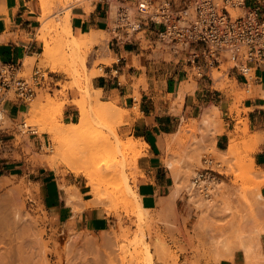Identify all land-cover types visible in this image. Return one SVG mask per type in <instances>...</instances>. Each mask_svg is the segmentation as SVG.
<instances>
[{
	"label": "rangeland",
	"instance_id": "374dc122",
	"mask_svg": "<svg viewBox=\"0 0 264 264\" xmlns=\"http://www.w3.org/2000/svg\"><path fill=\"white\" fill-rule=\"evenodd\" d=\"M69 5H73V0L67 5L58 0H44L38 18L42 29L40 33L37 31V40L42 42V47L47 43L50 53L47 57L34 56L32 60L33 63L38 60V67L50 73H62L69 82L55 84L58 90L50 94H39L28 104L23 117L6 116V123L0 122V206L3 208H0V222H3L0 223V254L3 251L6 255L15 239L25 238L24 253L28 251L25 255L32 256L29 264L43 263L39 260L43 253L41 257L48 264H180L181 253L191 256L182 264H264V207L261 206L264 170L254 163L252 155L259 140L249 133L246 121L237 118L234 129L228 132V138H236L234 154L228 159L213 144V137L223 131L219 127L220 119L214 123L216 126L198 127L202 109L193 112V118L180 120L173 132L180 128V134L168 136L164 164L172 161L184 183L192 180V172H203L201 179L206 182L197 183L199 187L192 196L185 189L180 192L177 213L185 223L186 238L180 243L174 237L179 232L177 221L161 222L140 203L136 186L143 174L138 168V159L146 146L120 134L118 129L124 124L123 118L101 113L100 105L90 98L95 93L92 79L101 75L97 67L111 62L100 57L105 54L101 51L109 35L105 27H100L97 30L101 31L98 34L101 42L71 51L67 45L70 36L62 35L54 22L55 16H63L66 10L63 8ZM83 9L86 14L92 10L87 4ZM153 53L165 73L174 75L183 69L171 48L157 45ZM33 63L26 61V72ZM229 66L223 64L220 70H212L211 78L214 89L232 91L230 111H236L239 116L238 107L245 91L239 90L236 81L228 78ZM184 70L186 76L182 82L192 93L196 87L194 72ZM68 90L75 93L70 102ZM134 97L137 104V92ZM66 103L74 105L77 111L69 118L63 114ZM79 105L88 113L87 123L80 131L71 130L69 124L78 121ZM22 121L28 127L25 132L20 127ZM48 174L58 185L61 208L49 209L44 203L42 183L49 179L43 177ZM71 195H76L75 200ZM198 201L202 203L200 206H196ZM94 207H101L115 224L94 233L81 219L85 209ZM160 227L164 228L165 235ZM10 237L14 240L8 242ZM36 239L40 244L43 241V245H37ZM12 246L13 253L8 252L7 257L11 253L9 259L16 264L19 262L18 251L14 249L17 243Z\"/></svg>",
	"mask_w": 264,
	"mask_h": 264
},
{
	"label": "crops",
	"instance_id": "0c3cea01",
	"mask_svg": "<svg viewBox=\"0 0 264 264\" xmlns=\"http://www.w3.org/2000/svg\"><path fill=\"white\" fill-rule=\"evenodd\" d=\"M250 1L252 4H260L264 13V0ZM40 13L38 0H0V62L25 66L28 58L42 54V42L37 40ZM69 24L70 34L75 39L92 31L101 32L97 30L100 27L106 29L105 17L97 7L96 11L88 14L82 8H73ZM106 45V51H101L105 54L100 57L110 59L111 62L97 67L98 70L102 68V71L100 70L101 75L92 79V88L98 91L100 101L112 103L126 112L123 115L124 124L119 127L118 132L127 135L128 138L139 140L146 146L138 159V168L143 178L138 179L136 186L142 207L154 212L161 222L176 220L179 232L175 233L174 237L180 243L184 242L185 223L177 213L180 195L175 199V205H171L172 202L168 200L173 182L171 172L164 164L163 144H166L169 135L174 134L181 119L193 118V112L198 109L207 111L215 108L222 123H219V127L223 129L213 137L215 149L219 151L226 149L228 132L234 129L237 118H240L246 121L252 137L256 136L259 140L252 157L255 165L264 170V66L254 71V79L249 84H245L235 74L228 73V78L236 81L239 90L245 91L238 107L240 114L237 116L236 111H230L232 91L214 89L211 77L199 79L193 76L196 87L190 93L189 87L182 82L183 76H186L184 69L188 68L184 63L181 72L172 75L163 71L162 64L156 60L153 53L154 48L147 47L143 42L118 48L107 43ZM37 64L38 60H35L33 65ZM50 74L54 85L52 90H58L55 86L57 83L69 82L62 73ZM135 92L139 95L137 104ZM66 95L70 102L75 93L68 90ZM27 107L28 105L10 102L5 104L3 110L9 118L16 119L23 117ZM76 112V107L72 104L66 103L63 108V114L67 118ZM45 171L47 173V170ZM49 175L43 176L49 177L42 183L44 203L49 209L61 208L62 197L58 185ZM81 219L88 228L94 230V233L108 230L111 223L115 224L101 207L85 209ZM160 230L166 234L163 227H160ZM190 258L188 253L179 254L180 264Z\"/></svg>",
	"mask_w": 264,
	"mask_h": 264
},
{
	"label": "built area",
	"instance_id": "2783aa9c",
	"mask_svg": "<svg viewBox=\"0 0 264 264\" xmlns=\"http://www.w3.org/2000/svg\"><path fill=\"white\" fill-rule=\"evenodd\" d=\"M85 3L105 17L111 47L165 45L196 78L229 64L228 73L249 84L264 66V13L250 0H73L72 9ZM52 87L50 72L38 64L26 72L23 64L0 62V110L10 102L28 105ZM20 127L28 129L23 121Z\"/></svg>",
	"mask_w": 264,
	"mask_h": 264
},
{
	"label": "bare ground",
	"instance_id": "6f19581e",
	"mask_svg": "<svg viewBox=\"0 0 264 264\" xmlns=\"http://www.w3.org/2000/svg\"><path fill=\"white\" fill-rule=\"evenodd\" d=\"M55 1V0H54ZM61 4H68L69 3V0H58ZM43 2H44V0H39V3H40V6H42V4H43ZM87 3H85V4H83V5H86ZM89 4H87V7H90V5L88 6ZM83 7V6H82ZM63 9H66L64 12V14H63V16H59V17H57V16H55V21L54 22H56L57 23V26L59 25V29L61 28V30H60V33L62 34V35H64V34H68V36H70V38H71V40L69 41V43H67V45H68V47L71 49V51L73 50V48H75L77 51L78 50H80V49H82V48H85V47H87V46H90V45H92V44H98L99 42H101V40L99 41L98 39H99V37H98V34H99V36H100V33L97 31H92V32H90L89 34H86V35H83V39H75V38H73L72 36H71V34H70V24H69V19H70V17H71V10H72V5H69L68 7H66V8H63ZM62 9V10H63ZM48 10V9H47ZM48 13V12H47ZM50 13V12H49ZM109 14H110V18L112 19L113 18V16H114V11H113V9H111L110 10V12H109ZM46 16V15H45ZM50 16V15H49ZM48 16V17H49ZM43 18V17H42ZM46 18V17H45ZM44 21H45V19H44ZM55 23V24H56ZM48 23L46 22V25H47ZM43 26V25H42ZM44 28V27H43ZM41 27L40 28H38V33H40L41 32ZM43 31V30H42ZM44 34V33H43ZM40 38H42L43 39V35H41L40 36ZM102 50H104V51H106V43H104V46H103V48H102ZM49 47H48V44L47 43H44L43 44V52H42V54H40L41 56H44V57H47L48 55H49ZM73 53H76V52H73ZM33 58L31 57L30 59L28 58L27 59V61H30L31 63H33ZM56 70V69H55ZM92 90V89H91ZM93 91V90H92ZM94 94H91V96H90V98L91 99H93V101H95L96 103H98L99 105H100V111H101V113L103 112V113H105L106 115H108V116H112L113 118H123V115L125 114L124 112L125 111H123L121 108H119V107H117V106H115V105H113L112 103H104V102H102V101H100L99 100V93H98V91H96V90H94ZM37 103V102H36ZM38 105V104H37ZM36 107H38V106H36ZM77 108H78V110H79V116H78V121H77V123L76 124H69V126L71 127L70 129L72 130V128H74V129H76L77 131H80V130H82L83 129V127H85V125H86V123H87V116H88V113H87V111L85 110V108L83 107V106H81V105H79V106H77ZM38 109V108H37ZM55 110V109H54ZM53 110V111H54ZM58 111V110H57ZM60 111V110H59ZM58 111V112H59ZM99 111V112H100ZM31 112H33V111H30V113ZM52 112V111H51ZM6 113L3 111V110H0V122L2 123V124H4V123H6ZM218 118H219V115H218V111L215 109V108H212V109H210V110H207V111H204L203 113H202V115H201V117H200V120H199V128L201 129V128H206V127H208V126H211V125H213L216 121H218ZM215 126H216V124H214ZM203 128V129H204ZM181 129H183L182 127H181ZM180 132V128L178 129V131L177 132H175L174 134H172L171 136H175L176 137V135L178 134ZM32 133H35V132H32ZM82 133V132H81ZM180 134V133H179ZM65 135V134H64ZM69 135H71V134H69ZM166 143V142H165ZM142 144V143H141ZM169 144V143H168ZM163 145H165V144H163ZM133 146H134V144H133ZM143 146H144V144H143ZM254 146H255V144H254ZM135 148V147H134ZM235 148H236V138L235 137H230L229 138V141H228V146H227V149L225 150V151H222L221 152V154H222V156L225 158V159H228V158H230L231 156H233V154H234V151H235ZM221 158V157H220ZM165 165H166V167L170 170V172H171V174H172V182H173V184H172V189H171V191H170V194H169V196H168V200L170 201V202H172V204L171 205H173L174 204V201H175V199L180 195V192L182 191V189H185L186 191H187V193H189L191 196H192V194H193V192L196 190V187L198 188L199 186L197 185V183H199V185H202V184H206V182L204 181V180H202L201 178H199V173H197V172H192V180H190V181H188L187 183H184V181H182V178H181V176H182V174H180V172H179V170H177L176 169V167H175V165H174V163L172 162V161H166L165 162ZM195 167V166H194ZM73 172V171H72ZM182 172V171H181ZM183 175H184V173H183ZM183 177V176H182ZM87 178V177H86ZM190 178V177H189ZM208 182V181H207ZM209 183H211V182H209ZM216 185H218L219 183H216V182H214ZM211 185V184H210ZM206 186H208V185H206ZM202 188V187H201ZM214 188V187H213ZM70 193V192H69ZM73 194H74V192H73ZM70 195V194H69ZM189 195V196H190ZM75 196L76 195H71L70 196V198L71 199H74L75 200ZM190 196V197H191ZM261 196V195H260ZM257 197H258V195H257ZM262 197V196H261ZM262 198H264V197H262ZM261 198V199H262ZM259 200V199H258ZM260 201H262V200H260ZM193 202V201H192ZM199 202V201H198ZM205 202V201H204ZM169 203V202H168ZM202 204V203H201ZM200 204V202L198 203V204H196V206H200L201 205ZM6 205V204H5ZM175 205V204H174ZM193 206V205H192ZM262 207H264V203H262V205H261ZM260 206V208H262ZM171 208H172V206H170ZM211 207V206H210ZM0 208H2L1 206H0ZM167 208H169V207H167ZM206 208V207H205ZM3 209V208H2ZM214 209V208H213ZM262 209H264V208H262ZM167 211V210H166ZM260 211V210H259ZM4 212V211H3ZM209 212V211H208ZM166 213V212H165ZM5 216H6V214H5ZM211 218V217H210ZM2 220V219H1ZM2 222V221H1ZM0 222V223H1ZM10 222V221H9ZM210 222V221H209ZM3 223V222H2ZM8 224V223H7ZM204 224V223H203ZM10 225V224H9ZM0 226H1V224H0ZM4 226V225H3ZM10 227V226H9ZM8 227V228H9ZM8 228H6V229H8ZM13 228V227H12ZM15 230V229H14ZM0 232H1V230H0ZM16 232V231H15ZM20 232V231H19ZM3 233V232H2ZM4 234V233H3ZM5 234H6V232H5ZM12 234V233H11ZM14 236V235H13ZM21 236H23L22 234H21ZM24 236H26V235H24ZM28 236V235H27ZM5 237V236H4ZM6 237H7V235H6ZM15 237V236H14ZM41 237H42V235H41ZM41 237H40V240H41ZM16 238V237H15ZM17 238H19V237H17ZM21 238V237H20ZM27 238V237H26ZM31 238V237H30ZM8 240V242H10L9 240H11V241H13L14 239H13V237H12V239H11V237H10V239L9 238H7ZM25 239V238H24ZM23 239V240H24ZM29 239V238H28ZM38 239V238H37ZM36 239V240H37ZM1 240V239H0ZM16 241H17V239H15ZM23 240L22 241H15L14 242V245L13 246H15V244L17 243V248L15 247L14 249H17V251H18V255L16 254V256H18V260H19V264H29V257H32V256H27V255H25V254H27V252H25L24 253V250H23V244H22V242H23ZM29 241H30V239H29ZM3 242V241H2ZM27 242V241H26ZM25 242V243H26ZM42 243H43V241H41ZM5 243V242H4ZM3 243V244H4ZM38 243H39V240H37V245H38ZM40 244L39 243V245H43V244ZM9 244V243H8ZM11 244H13L12 242H11ZM34 244V243H33ZM6 245V244H5ZM32 245V244H31ZM45 245V244H44ZM9 246H10V244H9ZM12 246V245H11ZM11 246H10V251H8V252H12V250H11ZM13 246H12V248H13ZM26 246H28L29 247V244L28 245H26ZM7 247V246H6ZM28 247H26L27 249H28ZM39 248H40V246H38ZM45 247V246H44ZM30 248V247H29ZM42 248V247H41ZM41 248H40V250H41ZM3 249V248H2ZM6 249H8V248H6ZM26 249V250H27ZM39 250V251H40ZM15 251V250H14ZM42 251H44V250H41L40 252L41 253H43ZM8 252H6L7 254H8ZM16 252V251H15ZM38 252V251H37ZM3 253V251L1 252V254H0V264H15L14 262H12V260L11 259H9L10 257L12 258V254L10 253L9 254V256L7 257V254L5 255V252H4V254H2ZM13 253V252H12ZM29 253H31V252H29ZM39 254V253H38ZM42 255H45V253H43V254H41V256ZM40 256V258L42 259V257ZM35 257V256H34ZM45 257V256H44ZM39 258V260L40 261H43V263L44 264H48V262L45 260V258H44V260H45V262H47V263H45L44 262V260L42 259H40ZM16 260V259H15ZM37 261H38V258H37ZM39 261V262H40ZM18 263H16V264H18ZM43 263H41V264H43ZM33 264H38V262H36L35 261V263H33Z\"/></svg>",
	"mask_w": 264,
	"mask_h": 264
}]
</instances>
